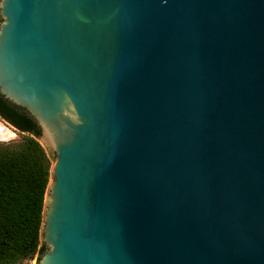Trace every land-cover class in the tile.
<instances>
[{
    "label": "water",
    "instance_id": "obj_1",
    "mask_svg": "<svg viewBox=\"0 0 264 264\" xmlns=\"http://www.w3.org/2000/svg\"><path fill=\"white\" fill-rule=\"evenodd\" d=\"M0 94L54 156L37 264H264V0H0Z\"/></svg>",
    "mask_w": 264,
    "mask_h": 264
},
{
    "label": "trees",
    "instance_id": "obj_2",
    "mask_svg": "<svg viewBox=\"0 0 264 264\" xmlns=\"http://www.w3.org/2000/svg\"><path fill=\"white\" fill-rule=\"evenodd\" d=\"M0 118L23 134L14 146H0V264H23L45 249L40 228L52 158L35 121L1 94Z\"/></svg>",
    "mask_w": 264,
    "mask_h": 264
},
{
    "label": "rangeland",
    "instance_id": "obj_3",
    "mask_svg": "<svg viewBox=\"0 0 264 264\" xmlns=\"http://www.w3.org/2000/svg\"><path fill=\"white\" fill-rule=\"evenodd\" d=\"M0 123L3 126H5L11 132V136L9 138L0 140V146H14L15 144L19 143L22 140L23 134L20 133L16 128H14L9 123L2 120L1 118H0ZM46 152H47V150H46ZM47 154L52 158V161H53L54 156L48 152H47ZM38 257H40V256L38 255V256H36L35 259H33L31 261H26L23 264H37Z\"/></svg>",
    "mask_w": 264,
    "mask_h": 264
},
{
    "label": "bare ground",
    "instance_id": "obj_4",
    "mask_svg": "<svg viewBox=\"0 0 264 264\" xmlns=\"http://www.w3.org/2000/svg\"><path fill=\"white\" fill-rule=\"evenodd\" d=\"M11 136V132L0 123V140L7 139Z\"/></svg>",
    "mask_w": 264,
    "mask_h": 264
}]
</instances>
